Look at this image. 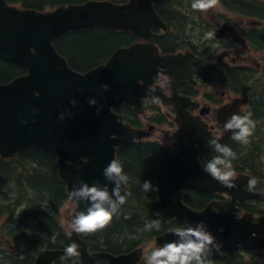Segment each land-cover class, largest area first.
I'll return each instance as SVG.
<instances>
[{
	"label": "water",
	"instance_id": "water-1",
	"mask_svg": "<svg viewBox=\"0 0 264 264\" xmlns=\"http://www.w3.org/2000/svg\"><path fill=\"white\" fill-rule=\"evenodd\" d=\"M158 0H130L119 5L109 0H91L82 4L57 7L50 11L19 9L0 0V59L17 63L27 69V74L8 84L0 83V157L13 159L19 153L29 150L44 151L58 160L59 177L66 184L68 195L78 181L108 185L111 193L114 184L103 176V169L116 160L118 148L131 145L137 139L147 136L145 131L134 130L125 124L123 117L113 111L114 107L125 104L142 114L145 96H161L149 92L157 74L170 75L177 85L184 79L192 78L191 66L187 73L179 76L176 65L181 56H160L154 45L137 44L127 49L117 50L110 60L89 72L74 71L65 57L54 46V39L60 35L82 31L93 26H102L113 31L132 32L138 38L150 40L152 28L167 29L157 15L153 3ZM165 68L167 71L160 69ZM143 81V84H140ZM172 92L174 94L175 92ZM89 98L98 101L96 106L88 104ZM78 101L73 106L70 101ZM190 101V100H189ZM189 101H174L178 115L179 153L166 154L158 168V199L151 204L148 215L156 218L178 219L195 226L204 221L208 230L217 238H240L234 244L224 245L220 252L237 251L242 247L249 250L264 249V219L259 224L252 222L251 215L238 219L235 204L244 202L259 194L248 193L245 186L249 179L240 174L234 183L236 188H227L214 180L202 169L200 155L213 148L209 141L228 143L231 131H225L221 138L213 137L202 122L193 121L187 108ZM243 100H235L219 112L220 122H225L234 113L240 114ZM102 107L100 115L96 107ZM33 109L38 114L33 116ZM72 116L69 117L68 113ZM65 119H60V114ZM27 120L24 124L22 121ZM85 158V159H83ZM191 188L206 194H229L232 200L229 209L222 204L212 203L204 211L196 212L184 202V192ZM126 186L122 188V193ZM75 204L74 216L86 208L85 202L71 199ZM219 211L216 212L213 206ZM160 212L161 216H155ZM223 229V232L219 229ZM172 231V230H171ZM157 237L156 244L163 246L177 237L171 233ZM71 232V231H69ZM70 244L75 241L81 253L79 261L84 264H97L106 259L108 264H139L143 257L142 248L127 254L113 256L108 253H90L82 234L73 232ZM63 250L46 249L40 252L35 264H54L61 260ZM219 255L214 252L213 256ZM210 258V257H209ZM71 260V259H68ZM72 261V260H71ZM78 261V263H79Z\"/></svg>",
	"mask_w": 264,
	"mask_h": 264
},
{
	"label": "flooded vegetation",
	"instance_id": "flooded-vegetation-1",
	"mask_svg": "<svg viewBox=\"0 0 264 264\" xmlns=\"http://www.w3.org/2000/svg\"><path fill=\"white\" fill-rule=\"evenodd\" d=\"M5 1L10 6L24 9L19 4H11L7 0ZM129 1L113 0L114 3L119 5L127 4ZM191 3L192 0L155 1L153 3L154 10L166 24L167 29L152 28L150 40L140 39L132 32L112 30L117 35L124 36L123 45L115 52L137 44H151L158 48L160 56H181L180 62L176 65L179 76H184L187 73L188 66H191L192 70V78L184 79L177 85L174 83L176 79L170 75H155L153 83L148 89H155V92L161 93L164 99L159 97L160 102L158 104L147 103L142 114L125 104L114 107L113 111L122 116L124 123L129 124L132 129L142 130L147 134L142 140L137 139L135 143L128 146L150 145L158 149L157 153H154L156 160L157 155H159L155 167L156 186H158L157 173L163 157L166 154L175 155L180 152L176 147V143L179 142L178 130L181 127L178 125V115L174 101L190 100L191 105H189L187 111L193 116V121L204 123L213 137L221 138L225 133V129L220 122V110L231 105L235 100H243L239 107V115L243 116L251 112V119L256 122V127L253 136L249 138L250 143L247 145L242 144L240 152L242 154V166L233 165V168L236 177L244 174L257 180L254 189L249 190L247 184L245 190L248 193L259 195L255 198H248L244 202L237 200L235 215L238 219L246 214L251 215L252 222L259 224L264 219V163H262L260 155L261 148L264 145V0H219L218 5L207 12L193 10ZM207 32H215V37L208 40L204 39ZM113 54L94 68L106 64ZM160 70L167 71L165 68ZM86 72L80 73L84 74ZM140 84H143V81H140ZM174 86L176 87L173 94ZM125 114L133 116L134 125L127 120ZM165 126L175 128V131H170L166 137H153L155 132L158 130L161 132V127ZM231 141L234 142L235 140L230 139L228 143L222 145H228ZM119 149L116 153V160L118 159ZM213 151H215L214 148H211L200 155L199 159L202 167L212 157L216 156L212 154ZM253 157L256 158V161H253ZM251 161H253V164H250ZM5 184L9 185L8 183ZM7 185L0 184V212H3L4 210L1 211L2 207L5 208L6 206V202L2 201L6 200L5 197L8 195L9 187L6 189ZM127 187L126 185V189ZM183 192L184 204L196 212L204 211L214 202L222 204L227 210L232 200V196L229 194H206L191 188H186ZM203 196H205V199ZM157 199L158 193L149 207ZM213 209L216 212L219 211L216 205L213 206ZM22 210H24L23 207L17 208L14 216L21 215ZM148 217L150 216L148 215ZM14 218L10 221L9 213H3L0 216V220L3 221V223L0 222V264H35L38 255L43 250L31 254L29 250L31 247L20 244L17 239L13 238L14 235H17L11 232L16 226V219ZM156 219L166 221L167 228L153 238L155 242L153 249L159 247L156 244L157 237L177 227L184 228L188 226L186 221L178 219ZM239 240V237L235 239L225 237V239H220V244L223 242L225 246L228 243L232 245ZM239 246L240 248L237 251L219 252V255L210 257L211 264H264V249L249 251L243 248L241 243H239ZM139 248L143 250V257L139 264H147L145 255L153 249L145 251V246L136 249ZM89 252H104L113 256L123 255L112 254L106 249L91 250L89 248ZM54 264H72V261L60 260ZM78 264H84V262L80 260ZM97 264H108V261L101 259Z\"/></svg>",
	"mask_w": 264,
	"mask_h": 264
},
{
	"label": "trees",
	"instance_id": "trees-1",
	"mask_svg": "<svg viewBox=\"0 0 264 264\" xmlns=\"http://www.w3.org/2000/svg\"><path fill=\"white\" fill-rule=\"evenodd\" d=\"M7 1L11 4H19L24 9L44 12L63 5L82 4L91 0ZM100 32L108 36L101 38ZM123 40L124 36L117 35L108 28L93 26L56 37L54 46L74 70L86 72L106 61L116 49L123 45ZM26 74L25 67L0 59L1 84H8ZM125 115L127 120L134 125L133 116ZM227 146L237 154V159L232 164L242 165V154L240 153L242 144L231 141ZM157 150L156 147L150 145L125 146L119 149L117 160L123 165L124 172L129 177L125 191L131 192L132 195L121 206L119 215L113 217L106 229L93 234H82V239L91 250L106 249L112 254L128 253L151 242L167 228L166 221L147 215V209L156 199L157 192L146 193L141 187L145 180L151 181L156 186L155 167L159 159V155H157V160L155 159ZM212 154L219 155L215 151ZM253 159L256 161L255 157ZM58 166L57 159L44 151L29 150L19 153L13 159L0 157V184H9L6 187V189L9 187L6 200L2 201L6 202V210L2 207L1 211H4L0 212V216L3 213H9L10 221L15 217L16 226L11 232L17 234L19 239L17 235L13 238L17 239L20 244L30 243L33 246L31 254L44 249L64 250L68 246L58 214L70 198L66 184L59 177ZM203 198L205 199V196ZM19 207H23L24 210L21 211V215L14 216ZM151 220H159V230H144L146 222Z\"/></svg>",
	"mask_w": 264,
	"mask_h": 264
},
{
	"label": "clouds",
	"instance_id": "clouds-1",
	"mask_svg": "<svg viewBox=\"0 0 264 264\" xmlns=\"http://www.w3.org/2000/svg\"><path fill=\"white\" fill-rule=\"evenodd\" d=\"M218 3L219 0H192L191 8L196 11L207 12L215 8ZM214 37L215 32H207L204 39L208 40ZM148 91L154 92L155 89H148ZM149 102L158 104L160 100L158 96H145L142 98V106H146ZM70 103L76 106L78 101L72 99ZM88 104L96 106L98 101L95 98H89ZM102 107V105L96 107L97 115H100ZM37 114L38 110L33 109V116ZM68 116L71 117L72 113L69 112ZM251 116V112L243 116L236 113L230 116L224 124V129L232 132L231 139L243 145L250 143L249 138L253 136L256 127V122L251 119ZM60 119H65L64 113L60 114ZM22 122L24 124L28 123L27 120ZM209 144L219 155L212 157L203 166L202 170L223 186L236 188L237 185L234 183L236 173L232 161L237 159V154L227 145L219 143L217 139H211ZM103 176L107 181L114 184L111 193L107 184L100 185L99 182H95L89 186L87 182L82 180L78 181V187L74 185L70 191L69 198L77 203L85 202L86 208L74 216L71 224L72 231L68 233L69 238H71L73 232L76 234H93L106 229L111 224L113 217L119 215L121 206L132 195L129 191L122 194V188L127 185L129 177L125 174L123 165L118 160H111L103 169ZM256 184V179H249L248 189H254ZM141 187L146 193L158 191L157 186L148 180L143 181ZM155 216H161L160 212H156ZM159 228V220H151L146 222L144 226L145 231L159 230ZM219 231L223 232V229L221 228ZM171 233L177 239L151 250L150 255L147 257V264H211L209 257L214 252L219 253L221 251L222 245L208 230L204 221H200L195 226L177 227ZM80 255L79 245L73 241L64 249L61 260L71 259L72 264H78Z\"/></svg>",
	"mask_w": 264,
	"mask_h": 264
},
{
	"label": "rangeland",
	"instance_id": "rangeland-1",
	"mask_svg": "<svg viewBox=\"0 0 264 264\" xmlns=\"http://www.w3.org/2000/svg\"><path fill=\"white\" fill-rule=\"evenodd\" d=\"M19 6V5H18ZM98 36V35H97ZM99 36L101 38H106V36H108L107 34L103 33V32H100L99 33ZM162 130L160 132V130H158L157 132H155V134L153 135V137H166L167 134L170 132V131H175V128H170L169 126H165V127H161ZM262 152H261V158H262V163H264V145L263 147L261 148ZM250 164H253V162H250ZM242 166V165H241ZM240 170V169H238ZM29 193V192H28ZM75 207L76 205L75 204H72L70 201L65 205V207H63L59 214H58V219L64 229V232H69V231H72V228H71V224H72V216H73V212L75 210ZM1 223H3L2 220H0ZM34 231H35V228H33ZM32 232V231H31ZM35 233V232H34ZM155 245V242H154V239L151 240V242L143 245L145 246V251L147 250H151L153 249ZM27 246L31 247L29 250L32 251V245L29 243ZM150 255V252L148 251V253L145 255V259L147 260V257Z\"/></svg>",
	"mask_w": 264,
	"mask_h": 264
},
{
	"label": "bare ground",
	"instance_id": "bare-ground-1",
	"mask_svg": "<svg viewBox=\"0 0 264 264\" xmlns=\"http://www.w3.org/2000/svg\"><path fill=\"white\" fill-rule=\"evenodd\" d=\"M263 260V259H262Z\"/></svg>",
	"mask_w": 264,
	"mask_h": 264
}]
</instances>
